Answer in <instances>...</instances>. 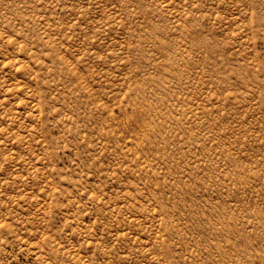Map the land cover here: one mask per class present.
Here are the masks:
<instances>
[{"label": "rangeland", "instance_id": "1", "mask_svg": "<svg viewBox=\"0 0 264 264\" xmlns=\"http://www.w3.org/2000/svg\"><path fill=\"white\" fill-rule=\"evenodd\" d=\"M0 264H264V0H0Z\"/></svg>", "mask_w": 264, "mask_h": 264}]
</instances>
